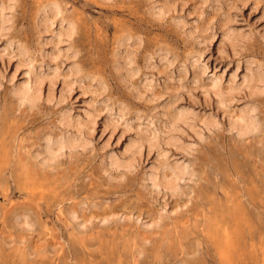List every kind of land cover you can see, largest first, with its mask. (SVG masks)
<instances>
[{
  "label": "rangeland",
  "instance_id": "obj_1",
  "mask_svg": "<svg viewBox=\"0 0 264 264\" xmlns=\"http://www.w3.org/2000/svg\"><path fill=\"white\" fill-rule=\"evenodd\" d=\"M0 2V264H264V0Z\"/></svg>",
  "mask_w": 264,
  "mask_h": 264
},
{
  "label": "bare ground",
  "instance_id": "obj_2",
  "mask_svg": "<svg viewBox=\"0 0 264 264\" xmlns=\"http://www.w3.org/2000/svg\"><path fill=\"white\" fill-rule=\"evenodd\" d=\"M1 1H2V0H1ZM0 3H1V2H0ZM2 4H4V3H1V5H2ZM1 5H0V10L3 8ZM5 6H6V4H5ZM7 6H8V5H7ZM7 6H6V8H7ZM57 6H58V5L56 4V7H57ZM9 7H10V6H9ZM54 8H55V7H53V9H54ZM55 9H56V12H58V11H57L58 8H55ZM4 10H5V9H4ZM58 10H59V9H58ZM164 10H165V9H164ZM2 11H3V10H2ZM54 11H55V10H54ZM0 12H1V11H0ZM56 12H55V13H56ZM3 14H4V13H3ZM3 14L1 13V15H2L1 17H3ZM4 17H5V15H4ZM5 18H6V17H5ZM7 18H8V17H7ZM7 18H6V19H7ZM1 19H2V18H0V22L2 21ZM61 20L63 21V19H61ZM3 21H4V19H3ZM3 21H2V22H3ZM3 23H4V22H3ZM2 26H3V25H2ZM58 26H59V25H58ZM70 26H71V25H70ZM71 27H72V26H71ZM0 28H1V24H0ZM1 30H2V28H1ZM66 32H67V31H66ZM59 33H61V31H60ZM59 33H58V35H59ZM64 33H65V32H64ZM229 33H230V32H228L227 34H229ZM65 34H66V33H65ZM227 34H225V36H227ZM233 34H234V33H233ZM228 36H229V35H228ZM228 36H227V37H228ZM234 37H236L235 34H234ZM231 38H233V35H232ZM30 67H31V66H30ZM31 69H32V68H31ZM55 70H56V68H55ZM30 72H31V70L29 71V73H30ZM54 72H55V71H54ZM54 72H53V74H54ZM37 74H38V73H37ZM53 74H52V73H51V74H48V76H49V75H53ZM42 75H43V74H42ZM46 75H47V74H46ZM55 75H56V74H55ZM69 75H70V74H69ZM43 76H45V75H43ZM48 76H47V77H48ZM53 76H54V75H53ZM53 76H52V77H53ZM49 77H51V76H49ZM55 77H56V76H54V78H55ZM66 77H67V76H66ZM36 78L39 79V81H40L41 79H43V77L40 79L39 76H37ZM36 78H35V80H36ZM33 80H34V79H33ZM51 80H52V79H51ZM51 80H48L49 83H50ZM55 81H56V80H55ZM52 82H53V80H52ZM52 82H51V83H52ZM38 83H40V82H38ZM214 83H215V82H214ZM25 84H26V83H25ZM28 84H29V83H28ZM28 84H26V85H28ZM33 85H35V84H33ZM39 85H40V84H39ZM217 85H218V84H217ZM31 86H32V84H31ZM31 86H29V89H30ZM20 87H21V85H20ZM22 87H23V86H22ZM22 87H21V88H18V90L22 89ZM26 87H28V86H26ZM26 87H25V88H26ZM33 87H35V86H33ZM39 87H40V86H39ZM211 87H212V85H211ZM213 87H214V86H213ZM213 87H212V88H213ZM219 87H220V86H219ZM26 89H28V88H26ZM29 89H28V90H29ZM24 90H25V89H24ZM24 90H23V91H20V94L22 95V98H26L28 101L31 100V99H34V95H35L34 93H31V92L28 93L27 91L25 92ZM38 90H39V89H38ZM220 90H221V89H220ZM30 91H32V89H30ZM217 91H218V90H217ZM36 92H37V91H36ZM36 92H35V93H36ZM221 92H222V91H221ZM38 93H39V92H38ZM215 93H216V92H215ZM219 93H220V92H219ZM223 93H224V92H223ZM20 94H18V95L20 96ZM36 94H37V93H36ZM216 94H218V93H216ZM220 94L222 95V93H220ZM220 94H218L217 96H219ZM221 95H220V97H221ZM35 96H36V95H35ZM48 96H49V95H48ZM17 97H18V96H17ZM20 97H21V96H20ZM229 97H230V96H229ZM22 98H21V99H22ZM29 98H30V99H29ZM26 99H22V100H25V101H26ZM221 99H222V98H221ZM218 100H219V99H218ZM224 100H225V99H224ZM229 100H230V98H229ZM219 101H220V100H219ZM222 102H223V100H222ZM184 113H185V112H184ZM181 114H182V113H181ZM109 115H110V114H109ZM184 115H185V114H184ZM180 116H181V115H180ZM109 117H110V116H109ZM173 117H174V116H173ZM175 117H176V116H175ZM175 117H174V118H175ZM177 117H178V116H177ZM177 117H176V118H177ZM185 119H186V118H185ZM236 119H237V118H236ZM243 119H244V118H243ZM247 119H248V118H247ZM108 120H109V119H108ZM118 120H119V118H118ZM167 120H169V119H167ZM178 120H179V119H178ZM178 120H177V121H178ZM248 120H249V119H248ZM110 121H111V120H110ZM172 121H173V120H172ZM177 121H176V122H177ZM179 121H181V120H179ZM179 121H178V122H179ZM182 121H183V120H182ZM241 121H242V120H241ZM243 121H245V120H243ZM246 121H247V120H246ZM112 122H113V123H114V122L116 123V121H112ZM239 122H240V121H239ZM242 123H243V122H242ZM246 123H247V122H246ZM238 124H239V123H238ZM172 125H173V123H172ZM175 125H177V123L174 124V126H175ZM243 125H244V123H243ZM248 125H251V124H248ZM235 127H237V126H235ZM242 127H243V126H241V128H242ZM136 128L139 129L138 127H136ZM248 128H250V127L248 126ZM252 128H253V126H252ZM246 129H247V128H246ZM238 130H239V129H238ZM252 130H253V129H252ZM139 131H140V130H139ZM140 132H141V131H140ZM152 132H153V130H152ZM240 132H241V130H240ZM244 132H245V131H244ZM145 133H146V132H145ZM147 133H148V132H147ZM147 133H146V134H147ZM140 134H141V133H140ZM140 134H139V135H140ZM143 134H144V133H143ZM155 134H156V133H155ZM63 135H64V134H63ZM151 135H152V134H151ZM153 135H154V134H153ZM67 137H68V135H67ZM143 137H146V135H145V136L143 135ZM148 137H150V136H148ZM156 137H157V136H156ZM156 137H155V141H156ZM65 139H66V137H65ZM67 139H70V138H67ZM49 140H50V139H49ZM49 140H48V142L46 141L47 146H45V148L48 150L47 152H48L49 154H54L55 151L53 150V148H52V144L49 142ZM73 140H74V139H73ZM150 140H151V139H150ZM169 140H171V139H169ZM52 141L55 142L56 140H55V141L52 140ZM52 141H51V142H52ZM58 141H61V140H58ZM68 141H69V140H68ZM74 141H75V140H74ZM140 141L142 142V141H144V140L141 139ZM138 142H139V140H138ZM59 143H60V142H59ZM63 143L65 144V141H64ZM66 143H67V142H66ZM71 143H72V142H71ZM75 143H76V142H75ZM142 143H143V142H142ZM46 144H45V145H46ZM56 144H58V143L56 142ZM60 145H61V144H60ZM72 145H73V144H72ZM79 145H80V144H79ZM137 145H138V144H137ZM140 145H141V143H140ZM154 145H155V144H154ZM55 146H56V145H55ZM61 146H62V145H61ZM134 146H135V145H134ZM149 146H150V145H149ZM53 147H54V146H53ZM58 147H59V146H58ZM62 147H63V146H62ZM62 147H61V148H62ZM150 147H151V146H150ZM56 150L58 151L59 149H56ZM56 153H57V152H56ZM114 161H115V160H113V163H115L117 160H116L115 162H114ZM183 167H185V166H182V168H183ZM126 169H127V168H126ZM179 169H180V168H179ZM183 169H184V168H183ZM184 170H186V168H185ZM184 170H183V171H184ZM173 173H174V172H173ZM171 174H172V173H171ZM172 175H173V174H172ZM176 175H177V174H175V176H176ZM180 175H181V173H180ZM177 176H179V175H177ZM170 177H171V176H169V178H170ZM179 177H180V176H179ZM181 177H182V176H181ZM177 178H178V177H177ZM173 179L176 180L175 178H173ZM169 180H170V181H174V180H171V179H169ZM169 180H167V181H169ZM177 180H178V179H177ZM170 181H169V183H171ZM152 182H154V180H153ZM157 182H158V181H157ZM157 182H154V183L158 184L159 182H158V183H157ZM166 183H167V182H166ZM173 183H174V182H173ZM164 185H165V184H164ZM161 186H162V185H161ZM169 186L171 187L170 184H169V185L166 184V187H169ZM173 186L177 187V185H174V184H173ZM173 188H174V187H173Z\"/></svg>",
  "mask_w": 264,
  "mask_h": 264
}]
</instances>
